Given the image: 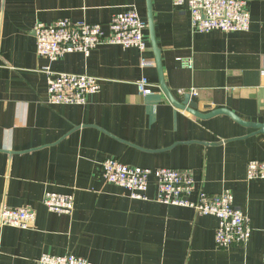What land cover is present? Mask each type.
Returning <instances> with one entry per match:
<instances>
[{
    "label": "crops",
    "instance_id": "obj_1",
    "mask_svg": "<svg viewBox=\"0 0 264 264\" xmlns=\"http://www.w3.org/2000/svg\"><path fill=\"white\" fill-rule=\"evenodd\" d=\"M164 81L173 95L195 88L190 101L208 113L199 118L175 107L163 92L156 64L140 65L134 47L102 45L86 56L72 52L51 61L36 52L35 26L69 18L100 23L106 33L114 13L134 5L148 25L147 0H0V211L32 206L35 226H0V264H38L42 254H73L99 264H264V179L247 180L250 160L264 161V0H248V31L192 30L186 5L151 0ZM148 48L144 55L155 62ZM191 60L185 67L181 60ZM89 74L100 92L85 105L47 104L44 71ZM155 86L143 95L137 81ZM210 107V108H208ZM190 169L208 194L232 192L247 212L246 246L220 248L218 219L156 200L150 178L147 200L107 183L101 162ZM47 191L75 194L72 214L51 212ZM195 198V194L192 195Z\"/></svg>",
    "mask_w": 264,
    "mask_h": 264
},
{
    "label": "built area",
    "instance_id": "obj_2",
    "mask_svg": "<svg viewBox=\"0 0 264 264\" xmlns=\"http://www.w3.org/2000/svg\"><path fill=\"white\" fill-rule=\"evenodd\" d=\"M175 6L186 5L191 14L192 30L208 33L220 30L226 33L248 31L251 15L248 0H172ZM106 33L100 23L86 20L59 19L51 24L37 23L35 26L36 52L51 61L62 59L69 53L82 52L89 56L95 48L117 44L124 48L134 47L141 53L142 67L154 66V61L145 55L148 48L145 30L148 27L134 5L114 13L108 23ZM185 67H191V60H181ZM48 78L47 104L85 105L89 96L100 92L101 82L96 76L70 72L44 70ZM137 88L143 95L152 93L155 84L144 76L137 81ZM180 94L197 95V90H180ZM101 171L107 183L115 184L130 192L131 198L147 200L151 177L157 182L156 200L166 205L192 208L201 215H213L218 219L215 241L220 248L234 245L246 246L252 236V227L246 211L234 204V196L228 189L219 194H208L197 187L194 173L190 169L161 167L156 169L129 166L115 158L101 162ZM247 180L264 179V161L250 160L247 164ZM195 198L192 199V195ZM43 204L49 211L72 214L75 209L74 193L47 191ZM37 218L36 210L30 205L10 207L5 205L0 211V226L22 229L33 228ZM38 264H99L85 258L67 254H42Z\"/></svg>",
    "mask_w": 264,
    "mask_h": 264
},
{
    "label": "water",
    "instance_id": "obj_3",
    "mask_svg": "<svg viewBox=\"0 0 264 264\" xmlns=\"http://www.w3.org/2000/svg\"><path fill=\"white\" fill-rule=\"evenodd\" d=\"M147 7H148V18L147 19H148L149 36H150V41H151L152 48H153L154 55H155L156 68H157V70L159 72V76H160V85H161L163 92L166 94V96L171 101V103L175 107H177L181 110H186L187 112H189V113H191V114H193L199 118H207V117L215 116L218 114H228V115L232 116L235 120L242 122V120L236 114L232 113L228 109L217 108V109L211 110L208 113H202L199 110H197L198 104L196 102L190 101V95L189 94H186L184 101H179L173 95V93L170 91V89L168 88V86L166 85V83L164 81L162 52H161V49L159 48L157 41H156L151 0H147ZM208 108H210V107H208ZM252 126H257V127L262 129L261 130L262 132H264V128H263V126H261V124H252Z\"/></svg>",
    "mask_w": 264,
    "mask_h": 264
}]
</instances>
